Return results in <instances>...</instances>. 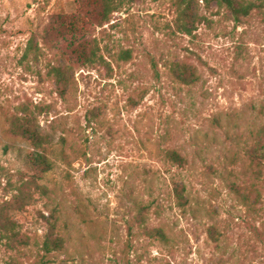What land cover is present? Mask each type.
<instances>
[{
    "label": "rangeland",
    "instance_id": "rangeland-1",
    "mask_svg": "<svg viewBox=\"0 0 264 264\" xmlns=\"http://www.w3.org/2000/svg\"><path fill=\"white\" fill-rule=\"evenodd\" d=\"M174 1H123L108 23L48 47L41 32L76 0H0V218L14 223L0 264H40L56 233L65 248L42 264H264V168L247 156L264 127V6L235 24L214 1L185 17ZM83 40L102 59L67 65ZM176 64L197 79L178 80ZM25 107L49 139L43 174L9 129Z\"/></svg>",
    "mask_w": 264,
    "mask_h": 264
},
{
    "label": "trees",
    "instance_id": "trees-1",
    "mask_svg": "<svg viewBox=\"0 0 264 264\" xmlns=\"http://www.w3.org/2000/svg\"><path fill=\"white\" fill-rule=\"evenodd\" d=\"M128 0H76L77 9L70 13H57L54 15L49 23L40 34V38L48 47H54L55 41L70 35H84L92 26H102L108 23L111 13L118 10L121 3ZM192 1L199 0H175L174 3L179 8V14L182 17L187 15V9ZM205 3L214 1L218 6L226 8L231 15L235 24L244 21L255 8L261 9L264 6V0L258 3L252 0H201ZM186 29V27L183 25ZM128 53V50L126 51ZM67 65L86 66L95 63L98 59L101 60L102 56L98 54V46L90 43L87 40L80 41L74 45L70 53L65 56ZM172 74L181 81L187 82L197 79L194 71H189L187 65L176 64L171 67ZM51 72L57 79L64 78L62 68L57 65L51 66ZM9 129L13 135L20 137L32 146L33 150L28 155V162L32 168L45 173L50 171L54 162L47 156L49 152L48 137L40 131L38 119L33 110L25 107L21 110L19 115H14L8 120ZM262 133V135H261ZM261 135L260 140H256L255 144L248 148L247 156L255 162L258 167L264 168V127L259 131ZM64 152L61 151L62 155ZM165 158L177 164L184 166L186 158L175 148H167L164 151ZM229 188L233 191L241 202L248 203L249 191L247 188L244 190L241 185L233 179L229 183ZM174 194L180 205L186 204L185 186L175 184ZM1 215V214H0ZM14 223L8 218H0V231L14 230ZM158 237L164 238L166 234L160 229H155ZM65 237L62 233H56L54 236L45 235L41 242L42 254L39 255L38 263L42 264L51 260V255L54 252L63 251L65 248ZM128 243L126 242V245Z\"/></svg>",
    "mask_w": 264,
    "mask_h": 264
}]
</instances>
